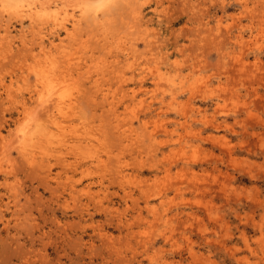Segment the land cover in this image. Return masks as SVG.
I'll return each instance as SVG.
<instances>
[{
  "label": "rangeland",
  "instance_id": "obj_1",
  "mask_svg": "<svg viewBox=\"0 0 264 264\" xmlns=\"http://www.w3.org/2000/svg\"><path fill=\"white\" fill-rule=\"evenodd\" d=\"M113 1L93 0L91 2L88 0H70L68 3H70V6L72 3V6L74 5L73 8L72 6L69 8L66 7L68 4L66 0L42 1L45 4H58L61 9L67 8L71 11L73 9L79 11L82 4L99 8L104 3L105 5L103 4L101 7L103 8L104 6V10L107 12L110 9L109 7H114L110 9L112 11V14L110 13L111 15L108 12L110 16L105 11V14L103 13L105 16L107 15L105 21L110 18V21L108 19L105 23L110 22V25H108L112 28V31L114 30L117 33L113 31L112 34L114 36L110 33L111 30H109L110 32L108 31L107 28L110 27L107 24L102 25L104 24L103 20L105 18L100 13L102 11L98 13L100 15L99 18L94 13V15L91 14L97 23L99 22L97 26L98 28L100 27L99 29L97 27L95 29L94 27V24H97L94 18L91 20L94 21L93 23L88 21L92 17L86 20L88 25L91 26L93 24L94 30H97L96 33L98 34L94 35V37L99 34H102L101 36L107 34V36L105 35L108 39L107 44H105V41H107L104 39L105 37H102V39L99 38V40L96 39L97 37L93 38V33H90L93 31V27H88L91 30L90 32L87 30L84 31L86 23L85 25L83 23L84 26L81 28L84 33L81 29L77 33L82 34L83 38H87L85 32L89 35L92 34L90 39L96 47L92 44L89 45V42L91 43L89 35L87 40L86 38L85 40H79L81 35L79 36L78 34L75 37L68 38L66 35L64 37L63 35L66 33L63 29H59L58 32L54 33L58 38L57 44L60 43L59 40L62 39V36L65 41H68V44L66 42L64 44L67 46L71 57L73 54L75 55L73 57L75 59L77 58L76 62L80 60L79 62L81 63V61L83 62L85 60L83 62L84 65H92L94 67L93 65L96 63L100 68L104 64L101 65L98 63V59L101 56H103V59L106 56L105 58L108 62L111 60L110 65L107 64L110 69L112 68L111 71L105 65L106 63L102 67L104 70L100 68L101 71L99 70V73H95L94 70H98L97 66H95L92 69V73L94 72L93 75L91 73L85 74V71L78 70L79 66L75 69L76 65H74L75 68L71 66L70 69L72 68V70L68 71L69 74L75 75L74 78L80 74L78 76L79 78L82 74L81 78L85 80L86 76V82L83 80L85 83H83V86L81 78L79 79L80 81L78 80L79 82H77V78L73 79L74 81L76 80L78 85L81 82L79 85L81 90L80 92L75 90V96L77 97L79 105V108H77L78 115H76L77 117H73L76 123L71 120L68 122V125L81 126L88 123L85 121L91 120L93 125L90 122L87 125L91 126H89L90 129L93 126L92 129L94 130L98 129L99 125L104 123L105 128L104 126H102L103 128L99 127L103 131V137L101 131L97 130L99 132L98 136L100 137L101 135V137L100 142H95L100 146L98 147L99 154L105 159L102 162H98L100 165L97 162H92L91 158L88 157H82V160L81 158L78 160L75 159L74 151H70L69 155L71 157L66 155L71 162H69L70 160L65 162L60 157V154L57 156L54 155L56 152H52L53 149H57L56 146L59 147L60 144L58 145V143H54L52 146V144L50 145L46 140H43L41 142L43 144L40 143L42 148H40L39 144H35L39 148L28 144L24 147V144H22L21 139L23 138L20 133L25 125L21 126L19 123H28V118L24 119V115L26 114H23L25 112L24 110L29 107L30 109L37 107V103L35 102L36 97L34 93H31L33 84L35 83L34 79H36L32 72V65L35 68L41 64H45L51 56L48 52L50 50H42L40 44H38L40 41L35 40L37 37L33 33L36 29L31 27L29 21L23 22L20 18L12 16H6L4 18V24L8 22L15 29L14 39L12 40L10 38L12 44H14V41L16 43L11 50L10 38L5 41H0V45L2 44L4 48L6 47V50L4 49L2 51V45L0 46V56L2 54L4 55L0 59L1 67H4L3 62L5 61L6 63L15 61L11 63V65L14 64L11 68H9L11 66L10 64H6V66L8 65V68L5 66L6 71L3 67V71L0 69V80H2L0 82V149L2 148L1 146L5 148L3 149L5 153L2 149L0 150V159L3 157L1 159L2 161L0 160V165L1 168L5 169V171L0 169V264H264V0H226V2L225 0H134L135 3L137 2L136 7L138 5V10L136 11L138 15L136 14L135 17L132 15V9L136 7L132 6V0ZM124 2H127L129 7H126V3L124 4ZM106 6L107 9H105ZM139 11H141L142 15H140ZM136 12L134 10V13ZM125 13L127 15L130 14V18ZM131 15L133 16V21L134 18L139 16V19L137 18L138 22H136L137 19L134 22L130 20L132 19ZM0 18L2 19L1 16ZM251 19L253 20L251 21ZM139 21H141V24ZM137 23L143 27L142 31L145 33V38L143 37V32L141 33L140 31L141 27ZM4 24L3 28H5ZM135 24L138 25L137 28L139 30L136 29ZM21 26L23 27L21 28ZM101 26L107 27L101 28ZM1 27L2 25H0V33L2 34L4 33V29ZM119 28L125 32L122 33ZM49 29H51V26ZM98 30H103L102 32L104 34L100 31L99 33ZM45 32H48L47 29H45ZM133 32H135V35ZM127 33L132 34L128 37L127 35L129 34ZM181 33L184 34L181 35ZM132 35L134 36L132 37ZM224 36L226 37L224 38ZM50 38L54 39L52 35ZM23 39H26L30 43L27 48L34 51H26L25 49L27 48H24V46L22 48ZM69 39L71 41L73 39L72 43L69 42ZM95 39L98 42H95ZM111 39L112 42L110 44ZM119 39L120 43L118 42ZM75 41L79 45H77V42L74 43ZM132 41L134 44H132ZM83 42L87 44L81 45ZM70 44L77 46H74V48L76 47L74 52ZM154 44L157 46H154ZM84 45H86L87 51L83 49ZM91 45L92 47H90ZM112 45L116 46H113L114 49L111 51ZM102 46L108 47H105L103 50L101 49L103 48ZM80 47L81 50L83 49L85 53H88L89 58H86L88 56L84 54L81 57L83 51H79ZM154 48H156L157 53H155ZM106 49H109L111 54L108 53L109 50L106 52ZM15 53L18 54L16 55ZM79 53L81 54L79 55ZM153 53H155V57H152ZM24 54H28V56L26 55L25 57L23 56ZM36 54H40V56H37L39 57L38 60ZM54 54H56V57L60 55L56 51H54ZM97 55H100L99 58ZM34 56L35 58H33ZM22 57L24 58L22 59L23 64H21ZM221 58L225 61L223 62ZM16 59L20 61H17V63ZM59 59L61 58L59 57ZM103 59L101 60L102 62L107 61H103ZM117 60L119 63L116 62ZM27 61L30 63L28 64ZM174 61H177L178 64L174 65ZM90 62L91 64H89ZM127 62H131L133 65L135 64L134 67H131V69L130 66L132 64H125ZM60 64L67 66L61 62ZM114 65H119V69ZM124 65L128 68L125 69L126 67ZM106 66L107 70L105 69ZM136 66L138 68L143 66L147 70L152 71L147 72L148 76L145 81H142L141 77H138L140 76L139 73L141 70L137 69L134 72L133 69ZM116 68L121 73V76H125L124 78H119L120 75L118 76L119 73L117 74ZM238 68L240 70L242 69L240 74L238 73L240 71ZM66 69L64 68V70ZM157 69L161 70L160 72L162 73V77L158 78V80H156ZM68 72L65 71L66 75H68ZM111 72L114 77L111 76ZM96 74L102 76L101 80L99 77H94L98 76ZM87 75L91 77L89 80L87 79L89 78ZM108 75L111 76L112 81H110ZM20 76L23 78H20ZM28 76L30 80L32 79V82L30 80L29 82L28 79L27 82L24 81ZM67 77H70V75ZM105 79L108 80L106 83H104L105 81L103 82ZM121 80L123 81L121 82ZM90 81L93 83L95 81L98 82L94 86ZM9 83L13 84V86ZM25 83L28 86L30 84L32 87L29 88L26 85L29 88L27 90ZM119 83L124 90L118 85ZM16 85L19 89L15 87ZM23 85V89L25 88L27 91H22L21 88ZM109 86L113 89L111 87L110 89ZM199 86L201 88L197 90ZM9 87L10 89L8 90ZM85 87L90 92L92 91L90 94H93L92 96H94V92H98L95 93L96 97L87 95V93L89 94V90L85 91ZM101 87L106 93L110 90V95L114 93L118 94V97L120 95L118 98L120 102L117 104V114L122 115V118L120 117L119 120L123 123L118 122L120 126L122 124L120 130L114 124V121L116 123L114 109L107 105V101L105 102V99L102 98L105 92H100ZM11 88H16L21 91L16 93L17 91ZM132 88H135L137 91L135 98H133L134 94L133 96L131 94ZM204 88L205 90H203ZM173 89L175 90V94L173 93ZM11 92L16 93L15 96L13 93L11 95ZM80 94L82 95L79 99L78 96ZM29 95L30 98L27 97ZM85 95L87 98H85ZM9 96L11 100H9ZM12 96L15 101L12 99ZM121 98L123 101H121ZM24 100L28 105H26V108L24 107L26 103H24ZM80 100L83 102L80 103ZM18 101L22 105H19L20 103ZM102 101L103 107L101 105ZM31 104L32 107L30 106ZM33 104H36L34 105L36 107ZM81 105L82 108L86 107L87 109L84 108L79 111ZM150 105H152V109H148ZM96 107V110L93 109ZM108 107L112 111L108 110ZM159 108L162 109L160 110ZM165 108L168 111L165 110L166 112H164L163 110ZM178 108L182 112L180 110L179 113ZM22 109H24V112ZM38 109L37 111L34 110L35 113L39 111ZM89 109L93 110H91L93 114ZM88 110L90 118H88V112H86ZM40 112L42 113V111ZM80 114H85L84 117L87 116L86 118L83 117L85 123L80 119ZM93 115L99 117L100 121L99 118L96 119ZM20 118L21 120L23 119V123L20 122ZM144 118L147 121H143ZM44 119L46 122L47 118L45 117ZM80 120L83 124H81L82 122ZM182 122H185L187 125L185 123L182 124ZM214 124H217L219 128ZM143 126L148 128L147 131L143 129ZM21 127L22 129L20 130ZM130 127L136 129L134 131H138V133H134ZM148 131L152 132L149 134L151 136L147 135L149 133ZM15 132H17L15 134L16 136L14 135ZM139 132L143 134L138 135L140 134ZM105 134L106 137L104 136ZM127 134H130V137ZM17 135H21L20 138ZM12 138H15L14 140L17 138L21 140V142L16 140L18 147H21L19 151L16 147L17 144L14 142L15 145L12 142L14 141ZM101 138L104 140L102 141ZM135 138L138 141H135ZM6 139L9 142H6ZM122 140L125 142H122ZM11 142L14 145L13 147H10L12 145ZM135 142L139 143L136 144ZM4 143H6L5 147ZM7 143H10V145ZM133 143L135 144L134 146ZM151 143H153V146H151ZM161 143L164 145H161ZM120 144L121 149L118 147ZM138 144H141L140 147H142L140 148ZM54 145L56 146L54 147ZM124 145L128 149V152L126 151L127 149H124V152H122ZM149 145L151 148H147L150 147ZM131 146L134 147V150ZM6 147L10 150L9 152H6ZM9 147L12 149H9ZM14 147L16 149H13ZM30 147H32V151H30ZM34 148H36V154H34ZM102 148H105V154ZM145 149H149L150 151H145ZM25 150H28V154ZM114 151L116 154L113 153ZM2 152L7 156H3ZM18 152L20 153L18 154ZM67 152L65 153L67 154ZM151 152L152 155L150 154ZM33 154L35 157L38 156V160L35 162L32 161ZM18 155L22 158L18 157ZM116 155L118 158H116ZM10 157L15 159L13 160ZM41 158L43 161L46 160L48 162L44 161L42 163L40 161ZM55 160H59L56 162L64 165L69 163V166L62 165V167L59 163L56 164ZM109 162L113 163L109 164ZM142 162H144V167L141 165ZM158 162L159 164H157ZM121 164L126 166H124V174L126 176L129 174L128 177L123 178L122 174L118 173L119 168L117 166L119 167ZM114 165V168L111 167ZM71 166L76 171L74 169L72 171ZM167 166H169V169ZM46 167L50 173L48 170L47 173ZM67 167H69L68 171ZM165 167L168 172L164 171L166 170ZM94 170L95 172L101 170V172L99 171L101 174L95 173ZM56 173L58 174L56 175ZM74 173V179H72L71 176ZM156 173L158 174L156 175ZM65 176L68 178L71 177L73 181L76 180L74 182L77 184L73 182L74 186H72L70 179L67 178L68 181L63 179H66ZM116 176L119 178L117 179ZM163 176H165L164 179L166 182L163 180ZM60 178L66 182V185H63L64 182L62 183ZM174 178H177V181L173 180ZM181 178L183 180H180ZM59 180L63 188L58 187ZM149 180L150 185L147 182ZM122 181L128 185L125 186L124 184L126 183L123 184ZM181 182L183 185H181ZM69 183L75 190L71 187L70 189L68 188L70 186ZM86 183L87 186L93 184L90 185L94 191L92 192L95 193L97 191V194H95L96 196L99 195L98 198H94L93 196L92 198L90 195L91 199L90 197L86 198L88 196L85 193V189L87 188ZM188 183L189 185H187ZM130 184L131 186H129ZM57 187L60 190L66 188L63 192L59 191ZM77 187H80V191L81 188L84 191H81L82 194L79 193L80 191L77 193L80 197H77L75 193L79 190L76 189ZM129 187H131L130 190L132 192H129ZM185 187L186 191L184 190ZM190 187H192V190H190ZM195 187L197 188L195 189ZM199 187L202 190H198ZM158 188L162 191L157 193ZM69 193H75L74 195L78 199H75L74 195L69 196ZM181 199L188 203L183 204L185 202L181 201ZM99 202L102 205H99ZM188 213L191 215H188ZM123 217L127 224L129 223L128 225L123 221ZM119 218L121 219L119 220ZM136 218L139 219L137 220ZM154 218L156 220L160 219L158 220L160 222ZM152 220L153 223L151 222ZM120 223H123V225ZM144 232L147 233L145 234ZM143 243L144 246L142 247Z\"/></svg>",
  "mask_w": 264,
  "mask_h": 264
},
{
  "label": "bare ground",
  "instance_id": "obj_2",
  "mask_svg": "<svg viewBox=\"0 0 264 264\" xmlns=\"http://www.w3.org/2000/svg\"><path fill=\"white\" fill-rule=\"evenodd\" d=\"M43 1V0H42ZM41 0H7V1H3V0H1L0 1V16L2 17V19L0 20V25H2V27L1 28H3V24H4V22H5V17L6 16H8V17H16V18H20L21 19V21H23V22H26V21H29L30 22V24H31V27L33 28V29H36V30H34V33L33 34H35V36L37 37L35 40H39L40 42L38 43V44H40V46H41V48H42V50H45L46 51V49H48V50H50V51H48L49 52V54H50V59H48V61L45 63V64H41L40 66H38V67H33V65H32V72L34 73V75H35V78L36 79H34V86L32 87L30 84H29V86H28V84H26L25 83V86L27 85L29 88L30 87H32V90H31V93L33 94L34 93V95H35V97H36V99H35V102L37 103V105L36 104H33V106L34 105H36V106H34V107H36V108H34V109H30V107L29 108H27L26 110H24V109H22V111L24 112L23 114H25L24 115V119L26 118H28L27 120H28V123H25V124H21V123H19V125H21V126H23V125H25V127H23V129H22V127L20 128V130H21V133L20 134H22V138L23 139H21L22 140V144H24V147H26V145L28 144V145H30V146H35V144H39L40 145V143L41 142H43V140L45 141H47L50 145L52 144V146H53V144L54 143H58V145H59V147L58 146H56V145H54V147L56 146L57 147V149H53V151L52 152H56V154H54V153H52V154H54V155H57L58 156V154H60V157H62L63 159H64V161L65 162H67V161H69L70 159L68 158V156H66V155H69V153H70V151H74L73 152V154L76 156V158L75 159H79V158H81V160L83 159L82 157H88V158H91V160H92V162H102V161H104L105 159L104 158H102V156L99 154V151H98V147H100L99 145H97L95 142H100V137H101V135H102V137H103V131H102V129L101 128H103L102 126H104L103 124V122L101 121V123H103L102 125H99V127H101L100 129H99V127H98V129H92L93 128V126H92V128L90 129V127L87 125V124H89V122L92 124V122H91V120H89V121H85L84 120V118H86L87 116H85L84 117V115L85 114H80L81 115V117H80V119H82V121L84 120L85 122H88V123H85L84 121V123L85 124H83V122L81 123V124H83V125H81V126H78V125H68V122L69 121H71V120H73V117H77L76 115H78V113H77V108H79L78 106V100H77V97L75 96V90L77 91H79L80 92V84H81V82L84 80V79H82L81 77H82V74H81V77H79L78 78V76L80 75L79 73V75H77V77H75V78H77V82H79L80 80V78L82 79L81 80V82H80V84L78 85L77 84V82H76V80L74 81L73 79H75L74 78V76L75 75H73V74H69V72L68 71H71L72 70V68L70 69V67L71 66H74V65H76V68H75V66H74V68L75 69H77L78 67L77 66H79V68H78V70H83V71H85L84 73L85 74H89V73H91V75H93L94 74V72L92 73V69L93 68H95V66H97V64L95 63L93 66L94 67H92V65H84V61L82 62L81 61V63L79 62L80 60H78V62H76V59L73 57V56H75L74 54H73V56L71 57V54L68 52V50H67V46L64 44L65 42L67 43L68 41L66 40H64L63 39V36L65 37V35L66 36H68V38L69 37H75V35L76 34H78L79 32L78 31H80V29L81 28H83L82 26H84L85 25V23H86V25H85V27L87 28H85L84 29V31H88V32H90L91 30L88 28V27H90V28H92L93 27V24H91V26L90 25H88L87 23V19L90 17H92L91 16V14H95V16L97 15L98 16V18L100 17V15L98 14L100 11H102V12H100V13H104V11L105 12H107L106 10H104V6H103V8L101 7L104 3H102V5L101 6H99V8H93L92 6H88V5H84V4H82V6H80V9H79V11H77L76 9H73L72 11L70 10V9H67V8H65V9H61L60 7H59V5L58 4H55V5H52V4H45V3H43ZM48 1V0H47ZM70 1V0H69ZM68 0H66V2L68 3L69 2ZM87 1V0H86ZM88 1H93V0H88ZM113 1V0H112ZM118 1V0H117ZM116 1V2H117ZM127 1V0H126ZM137 1V0H136ZM224 1V0H223ZM78 2H80V1H78ZM95 2H98V1H95ZM110 2H111V0H110ZM114 2V1H113ZM123 2V1H122ZM131 2H133V5L132 6H134V7H136V4H137V2L135 3L134 2V0H132ZM225 2H226V0H225ZM224 2V3H225ZM86 3V2H85ZM126 3V4H125ZM69 4V5H68ZM67 4V6L66 7H71L72 6V3H71V6H70V3H68ZM112 4V3H111ZM114 5H115V3H113ZM117 4V3H116ZM120 4H121V1H120ZM124 4L126 5V7H129L127 4V2H124ZM105 5V4H104ZM108 5V4H107ZM224 5V4H223ZM74 6V5H73ZM73 6H72V8H73ZM112 6V5H111ZM65 7V6H64ZM79 7V6H78ZM101 7V8H100ZM137 7H138V5H137ZM133 8L132 10H133V12H132V15L135 17L136 16V14H137V10H138V8ZM110 9L112 8V7H109ZM114 8V7H113ZM112 8V9H113ZM142 8V7H141ZM105 9H107V6H106V8ZM110 9H108V12H109V14L112 12V11H110ZM134 10H135V12L136 13H134ZM139 10H140V8H139ZM129 11H131L130 9H129ZM108 12H107V14H108ZM140 12V15H142L141 14V11H139ZM138 12V13H139ZM116 13H117V11H116ZM127 13H130V12H127ZM127 13H125L126 15H127ZM134 13V14H133ZM93 14V15H94ZM105 14V13H104ZM103 14V16H105ZM108 14V15H109ZM112 14V13H111ZM110 14V15H111ZM206 14V13H205ZM109 15V16H110ZM131 15V16H132ZM138 15V14H137ZM103 16H102V18H103ZM107 16V15H106ZM106 16H105V18H104V24H102V25H110V22L109 23H105L108 19H109V21H110V18H108L106 21H105V19H106ZM113 16V15H112ZM111 16V17H112ZM128 17L130 16V14L129 15H127ZM133 16L131 17L132 19H130V20H132L133 21ZM214 16V15H213ZM207 17V16H206ZM259 17V16H258ZM257 17V18H258ZM94 17H92L90 20L88 19V21L90 22L92 19H93ZM130 18V17H129ZM138 19H139V16L137 17ZM137 18H134V21L137 19ZM260 18V17H259ZM112 19H113V17H112ZM111 19V21H113ZM138 19L136 20V22H138ZM142 19V18H141ZM207 19V18H206ZM262 19V18H261ZM9 20H10V18H9ZM98 20V19H97ZM101 20V22H103ZM124 20H126V19H124ZM144 20V19H143ZM253 19H251V21H252ZM263 20V19H262ZM261 20V21H262ZM86 21V22H85ZM94 21H95V23H97V21L95 20V18H94ZM94 21H91L90 23H93ZM118 21V20H117ZM116 21V22H117ZM133 21V22H134ZM146 21V20H145ZM258 21H260L259 19H258ZM7 22V21H6ZM123 22V21H122ZM135 22V23H136ZM1 23H3V24H1ZM83 23H84V25H83ZM113 23H115L114 21H113ZM125 23V22H124ZM139 23L141 24V21H139ZM139 23H137V24H139ZM255 23V22H254ZM254 23H252L253 25H254ZM98 24H99V22L95 25L94 24V27H95V29H96V27L98 26ZM116 24V23H115ZM139 24V26L141 27V25ZM147 24V23H146ZM108 25V27H110ZM112 25V24H111ZM4 26H5V28H3L4 29V33H0L1 34V37H0V41H5V40H8L10 37L12 38V40L14 39V31H15V29H13L12 28V26L10 25V23H6V24H4ZM51 26V29H49V27ZM135 26H136V29L137 30H139V28H137V26L138 25H136L135 24ZM243 26H245V25H243ZM242 26V27H243ZM23 26H21V28H22ZM94 27H93V31H91L90 33H93V38H96V39H98L99 40V38H101L102 39V37L105 39V40H107V41H105V44H107L108 43V39H107V34H104V32H102V31H100V30H98V32L100 31V32H102L104 35L103 36H101L102 34H99V35H97L96 37H94V35H96V34H98V33H96L97 32V30L95 31L94 30ZM102 27H107V26H101V28ZM113 27H114V24H113ZM246 27V26H245ZM15 28V27H14ZM100 28V27H99ZM98 27H97V29H99ZM127 28V27H126ZM135 28V27H134ZM241 28V27H240ZM244 28V27H243ZM45 29H47V31L48 32H45ZM50 31H49V30ZM59 29H63L64 30V32L66 33V34H64L63 36H62V39H60L59 41H60V43L59 44H57L58 42H57V37L55 36V34L54 33H56V32H58V30ZM89 29V30H88ZM108 29V31L109 30H111V34H112V32L114 31H112V28L110 27V28H107ZM120 29V28H119ZM129 29V28H128ZM145 29H147V28H145ZM149 29V28H148ZM19 30H21V29H19ZM82 30V29H81ZM136 30V31H137ZM143 30V27H141V29H140V31H141V33L143 32L142 31ZM239 30V29H238ZM120 31L122 32V33H124L125 31H123L122 29H120ZM129 31H130V29H129ZM132 31V30H131ZM145 31V30H144ZM173 31V30H172ZM183 31V30H182ZM78 32V33H77ZM82 32H83V30H82ZM99 32V33H100ZM107 32V31H106ZM115 32V31H114ZM126 32H127V29H126ZM47 33V34H46ZM81 33V32H80ZM84 33V32H83ZM108 33V32H107ZM116 33V32H115ZM146 33H147V31H146ZM242 33V32H241ZM240 33V34H241ZM85 34L87 35V38H88V35L89 34H87L86 32H85ZM117 34V33H116ZM121 34V33H120ZM127 34H129V33H127ZM130 34H132V33H130ZM130 34L129 35H127L128 37L130 36ZM133 34L135 35V32H133ZM138 34H139V31H138ZM182 34H184V33H181V35ZM52 35V37L54 38V39H52V38H50V36ZM81 38H79V40H85V38H83V36H82V34H78ZM78 35H77V38H78ZM85 35V36H86ZM92 34H90L89 35V40L91 41V39H90V36H91ZM106 35V36H105ZM134 35H132V37L134 36ZM221 35H224V34H221ZM227 35V34H226ZM58 36H59V34H58ZM108 36H110V35H108ZM112 36H114V34H112ZM140 36V35H139ZM178 36V35H177ZM237 36H240V35H237ZM236 36V37H237ZM49 37V38H48ZM117 37V36H116ZM143 37L145 38V33L143 32ZM222 37V36H221ZM226 36H224V38H225ZM11 38H10V40H9V43L12 45V48H11V45H10V49L12 50L13 49V46H14V44L16 43V41H14V44H12V41H11ZM87 38H86V40H87ZM123 38V37H122ZM230 38H231V36H230ZM229 38V39H230ZM33 39H34V36H33ZM48 39V40H47ZM95 39V42H98V40H96ZM104 39H103V42H104ZM139 39V38H138ZM140 39H141V37H140ZM166 39H167V37H166ZM70 41V43H72V41H73V39H72V41H71V39H69ZM89 40H88V42H89ZM125 40V39H124ZM135 40V39H134ZM157 40H158V38H157ZM162 40V39H161ZM120 41V39L118 40V42ZM127 41V40H126ZM125 41V42H126ZM136 41V40H135ZM143 41V40H142ZM144 41H145V39H144ZM164 41H166V40H164ZM224 41V40H223ZM8 42V41H7ZM77 41H75L74 43H76ZM87 42V41H86ZM87 42V43H88ZM111 42H112V39L110 40V44H111ZM131 42V41H130ZM129 42V43H130ZM133 42V41H132ZM240 42V41H239ZM2 43V42H1ZM87 43H82L81 45H83V44H87ZM120 43V42H119ZM29 41H27L26 39H23L22 40V48H23V46H24V48H27L28 46H29ZM68 44V43H67ZM90 44H92V45H94L93 44V42L91 41V43L89 42V45ZM104 44V43H103ZM132 44H134V42L132 43ZM2 45V44H1ZM0 45V46H1ZM5 45V44H4ZM70 45H72V44H70ZM77 45H79L78 44V42H77ZM92 45L90 46V47H92ZM101 45V44H100ZM117 45H118V43H117ZM124 46H125V44H123ZM9 46V45H8ZM74 46H76L75 44H73L72 46H70L71 48H72V50H73V52L75 51L74 49H76V47L74 48ZM95 46V45H94ZM113 46H116V45H112V48L111 47H109V48H111L110 50L112 51L113 49H114V47ZM129 46H131L130 44H129ZM133 46V45H132ZM154 46H157V45H155L154 44ZM69 47V48H70ZM79 47V46H78ZM81 47H83V46H81ZM81 47H80V49H79V51L80 52H82L83 51V53H82V55H81V57H83V54L85 55V56H88V53H85L84 52V50L83 49H85V51H87V48H86V45H84V48L81 50ZM96 47V46H95ZM103 47V46H102ZM105 47H108V46H104L103 48H101V49H103L104 50V48ZM118 47V46H117ZM135 47V46H134ZM3 48V49H2ZM2 51L6 48H4L3 47V45H2ZM32 48V47H31ZM30 48V49H31ZM136 48V47H135ZM134 48V49H135ZM231 48V47H230ZM77 49V50H78ZM95 49V48H94ZM137 49V48H136ZM156 48H154V50H155ZM6 50V49H5ZM26 51H28L29 50V48H27V49H25ZM109 50V49H108ZM107 49H106V52L108 51ZM110 50L108 51V53L109 54H111V52H110ZM117 50H118V48H117ZM122 50V49H121ZM137 50H139V49H137ZM146 50V49H145ZM30 51H34V50H29V52ZM54 51H56L58 54H60L58 57H56L55 55L56 54H54ZM100 51V50H99ZM116 51V50H115ZM129 51V50H128ZM156 51V52H155ZM154 52L155 53H157V50H155ZM1 52V51H0ZM18 52V51H17ZM40 52H42V51H40ZM93 52V51H92ZM132 52H134V51H132ZM141 52V51H140ZM153 52V51H152ZM4 53V52H3ZM117 53V52H116ZM155 53H153V56L152 57H155L154 56V54ZM2 54V53H1ZM16 55L18 54V53H15ZM81 53H79V55H80ZM87 54V55H86ZM93 54V53H92ZM223 54V53H222ZM221 54V55H222ZM27 56H28V54H26ZM26 55L24 54L23 56H25L26 57ZM2 57H4V55L2 54L1 55ZM1 56H0V59H1ZM37 56H40V54H36V57ZM77 56V55H76ZM84 56V57H85ZM96 56V55H95ZM98 56V55H97ZM100 56V55H99ZM99 56H98V58H99ZM129 56V55H128ZM127 56V57H128ZM229 56V55H228ZM10 57H12V56H10ZM59 57L61 58V59H59ZM103 56H101L99 59H98V63H100L101 65L104 63H106L105 65H110V62H111V60H110V62H108V60L105 58L106 56H104V59L102 58ZM135 57V56H134ZM221 57V56H220ZM13 58H14V55H13ZM13 58H11L12 60H15V59H13ZM33 58H35V56L33 57ZM38 58L39 57H37V60H38ZM86 58H89V56L88 57H86ZM97 58V57H96ZM103 59V61H106V62H102L101 60ZM108 58V57H107ZM113 58V57H112ZM186 58V57H185ZM3 59V58H2ZM22 59H24L23 57L21 58V64H23L22 62ZM46 59V58H45ZM80 59V58H79ZM85 59V58H84ZM93 59V58H92ZM101 59V60H100ZM117 59H119V58H117ZM162 59V58H161ZM221 59H223V58H221ZM7 60V59H6ZM35 60V59H34ZM60 60V61H59ZM81 60H82V58H81ZM97 60V59H96ZM127 61H128V59H126ZM159 60V59H158ZM3 61H5V60H3ZM2 61V62H3ZM8 61V60H7ZM17 61H20L19 59H16V62ZM99 61H101V62H99ZM113 61V60H112ZM120 61V60H119ZM225 60L223 59V62H224ZM242 61H244V60H242ZM242 61H241V63H242ZM15 61H10V63H6V61L5 62H3V65H4V69H5V66H6V64H10L11 65V63H14ZM37 62V61H36ZM39 62V61H38ZM60 62L61 63H63V65L65 64V65H67V66H62L61 64H60ZM76 62V63H75ZM116 62H118V60L116 61ZM135 62V61H134ZM156 62V61H155ZM199 62V61H198ZM237 63H239L238 61H236ZM5 63V64H4ZM18 63V62H17ZM20 63V62H19ZM27 63L29 64L30 62H28L27 61ZM94 63V62H93ZM113 63V62H112ZM119 63V62H118ZM241 63H240V65H241ZM33 64V63H32ZM37 64V63H36ZM89 64H91V62L89 63ZM104 64H103V66H104ZM114 64V63H113ZM112 64V65H113ZM125 64H132L131 62L129 63V62H127V63H125ZM173 64L174 65H177L178 64V62L177 61H174L173 62ZM245 64H247V63H245ZM9 65V66H10ZM13 66H14V64H12ZM12 65L9 67V68H11L12 67ZM20 65V64H19ZM31 65V64H30ZM30 65H28L29 67H31ZM100 65V66H101ZM107 65V66H108ZM135 65V64H134ZM134 65L132 64V66H130V68L132 67H134ZM236 65V64H235ZM243 65V64H242ZM102 66V67H103ZM107 66L105 67V69L107 70ZM114 66H116V65H114ZM119 66V65H118ZM118 66H116L117 68H118ZM125 66V65H124ZM150 66V65H149ZM199 66V65H198ZM0 67H1V65H0ZM0 68V69H2V71L4 70L3 68ZM7 68H8V65L6 66ZM102 67H100L101 69H103ZM109 67V66H108ZM126 67V66H125ZM236 67V66H235ZM240 67H242V66H240ZM64 68H67L66 70H64ZM100 68L97 66V69L98 70H94L95 71V73H99L98 71L100 70ZM117 68H116V71H117V74H118V76L121 74L118 70H117ZM128 67H126L125 69H127ZM129 68V69H130ZM131 68V69H132ZM195 68H198V67H195ZM84 69H86V70H84ZM112 69V68H111ZM111 69H110V67H109V70L111 71ZM119 69V68H118ZM124 69V68H123ZM124 69V71H126ZM130 69V70H131ZM137 69H139V70H141L140 71V73H139V75L140 76H138V77H141V80L142 81H145L146 80V78H147V76H148V73L147 72H152V71H150V70H147L145 67H143V66H141V67H139L138 68V66H136L135 67V69H133L134 70V72H136V70ZM239 69V68H238ZM62 70H64V71H62ZM104 70V69H103ZM115 70V69H114ZM158 70V69H157ZM168 70V69H167ZM235 70V69H234ZM240 70V69H239ZM5 71H6V69H5ZM65 71L66 72H68L67 74L68 75H66V73H65ZM97 71V72H96ZM101 71V70H100ZM109 71V72H110ZM161 70H158L157 72H156V80H158V78H160V77H162V73L160 72ZM232 72H233V70H231ZM73 72V71H72ZM106 72V71H105ZM105 72H104V74H105ZM122 72V71H121ZM139 72V71H138ZM235 72V71H234ZM240 72H242V69L238 72L239 74H240ZM30 73V72H29ZM107 73V72H106ZM231 73V72H230ZM244 73H245V71H244ZM30 74H32V73H30ZM110 74H112V72L110 73ZM113 74H114V71H113ZM113 74L111 75V76H113ZM152 74V73H151ZM70 75V77H67V76H69ZM96 75H98V76H94V77H99V79L101 80V75H102V72H101V75H99V74H96ZM231 75V74H230ZM1 76V75H0ZM30 76V75H29ZM29 76H28V78H25L24 79V81L25 82H27V79H28V81L30 80L29 79ZM89 78H87L88 80L91 78L90 77V75H87ZM109 76V75H108ZM111 76H109V78H110V81H112V79H111ZM114 76H115V74H114ZM113 76V77H114ZM118 76L116 77L117 78V81L119 80L118 79ZM184 76V75H183ZM93 77V78H94ZM125 76H121L120 75V77L119 78H124ZM20 78H23V77H21L20 76ZM92 78V79H93ZM104 78H105V76H104ZM104 78H102V79H104ZM108 78V79H109ZM99 79H98V81H99ZM107 79V78H106ZM103 80V82L104 83H106V81H108V80ZM114 79V78H113ZM139 79V78H138ZM23 80V79H22ZM79 80V81H78ZM85 80H86V76H85ZM84 80V81H85ZM87 80V81H88ZM97 80V79H96ZM161 80V79H160ZM2 80H0V82H1ZM31 82H32V79L30 80ZM29 81V82H30ZM74 81V82H73ZM84 81L82 82V86H83V83H84ZM93 81V80H92ZM92 81H90V82H92ZM98 81H95V83H93L94 84V86H95V84L97 85V82ZM115 81V80H114ZM123 80H121V82H122ZM162 81V80H161ZM167 81V80H166ZM200 81V80H199ZM206 81V80H205ZM11 82V81H10ZM23 82V81H22ZM86 82V81H85ZM125 82V81H124ZM126 82H127V80H126ZM91 83V84H92ZM113 83V82H112ZM115 83V82H114ZM161 83H164V82H161ZM8 84V83H7ZM10 84V83H9ZM23 84V83H22ZM85 84V83H84ZM117 84V83H116ZM123 84V83H122ZM125 84V83H124ZM156 84V83H155ZM189 84V83H188ZM0 85H1V83H0ZM3 85V84H2ZM10 85H12L13 86V84H10ZM9 85V86H10ZM18 85V84H17ZM15 86V87H18V86ZM87 85V84H86ZM107 85V84H106ZM110 85V84H109ZM120 87H122L121 85H120V83L118 84ZM195 85V84H194ZM202 85V84H201ZM21 86V85H20ZM26 86V87H27ZM91 86H93V85H91ZM119 86H118V88H119ZM164 86V85H163ZM207 86V85H206ZM1 87V86H0ZM23 87H24V85L22 86V91L23 90H25V88L23 89ZM27 87V90H29V88ZM88 87V86H87ZM87 87H85V91H87V90H89ZM111 86H109V88H110ZM141 87V86H140ZM5 88V87H4ZM7 88V87H6ZM87 88V89H86ZM104 88H106V87H104ZM112 88V87H111ZM110 88V89H111ZM123 88V87H122ZM121 88V89H122ZM161 88V87H160ZM199 88H201L200 86L198 87V89L197 90H199ZM203 88V87H202ZM209 88V87H208ZM10 89V87L8 88V90ZM12 90H16L15 92L16 93H18V91H21V90H17V89H19V87L16 89H13V88H11ZM83 89V88H82ZM99 89V88H98ZM97 89V90H98ZM113 89V88H112ZM130 89V88H129ZM128 89V90H129ZM148 89V88H147ZM11 90V91H12ZM27 90H25V91H27ZM84 90V89H83ZM82 90V91H83ZM96 90V89H95ZM96 90V91H97ZM106 90V89H105ZM115 90V89H114ZM117 90V89H116ZM119 90V89H118ZM122 90H124V88L122 89ZM174 90V89H173ZM196 90V89H195ZM203 90H205V88L203 89ZM202 90V91H203ZM84 91V92H85ZM99 91V90H98ZM120 91V90H119ZM126 91V90H125ZM152 91V90H151ZM163 91V90H162ZM89 92V94L87 93V95H90L91 93H92V91L90 92V90L88 91ZM94 92V91H93ZM100 92L101 93H104L105 91L102 89V87L100 88ZM99 92V93H100ZM107 92H108V89H107ZM127 92V91H126ZM132 93V96H133V94H134V97L133 98H135V96L137 95V91H136V89L135 88H132V91H131ZM7 93V92H6ZM12 93L13 92H11L10 94L12 95ZM16 93H13L14 94V96H15V94ZM31 93H29L30 95H31ZM78 93V92H77ZM77 93H76V95H77ZM86 93V92H85ZM95 93H98V92H94V96L96 97V94ZM110 93H111V91L109 90V92L108 93H104L103 94V96H102V98H104L105 99V102L107 101V105H109L112 109H114V115H116V116H114V117H116V123H115V121H114V124H116V127L118 128V130H120V127H122V121L121 120H119L120 119V117L122 116H120V114H117V104H118V102H120V101H118L119 99V97H120V95H119V97H118V94H116V93H114V94H111L110 95ZM129 93V92H128ZM174 94H175V90H174V92H173ZM176 93H177V91H176ZM180 93V92H179ZM204 93V92H203ZM8 94V93H7ZM21 94V93H20ZM79 94V93H78ZM124 94H125V92H124ZM199 94H202V93H199ZM214 94V93H213ZM18 95V94H17ZM23 95V94H22ZM30 95L29 96H27L28 98H30ZM81 95L82 94H80L79 96H78V98L80 99V97H81ZM93 95V94H92ZM92 95H90L91 97H94V96H92ZM102 95V94H101ZM127 95V94H126ZM8 96V95H7ZM111 96V97H110ZM205 96V95H204ZM13 97V96H12ZM17 97V96H16ZM24 97V96H23ZM23 97H20V98H23ZM34 97V98H35ZM83 97H84V94H83ZM122 97V96H121ZM124 97V96H123ZM9 98H10V96H9ZM27 98V99H28ZM85 98H87L86 97V95H85ZM126 98V97H125ZM13 100H14V97L12 98ZM84 99V98H83ZM94 99V98H93ZM112 99V100H111ZM9 100H11V98L9 99ZM13 100H12V102H13ZM17 100V99H16ZM21 100V99H20ZM19 100V101H20ZM26 100V99H25ZM24 100V103L26 102ZM32 100V99H31ZM34 100V99H33ZM84 100H86V99H84ZM91 100V99H90ZM117 100V101H116ZM15 101V100H14ZM18 101V103H20ZM94 101V100H93ZM121 101H123L122 100V98H121ZM34 102V101H33ZM81 102H83V101H81L80 100V103ZM91 102H92V100H91ZM98 102V101H97ZM146 102V101H145ZM149 102V101H148ZM165 102V101H164ZM23 103V102H22ZM93 103V102H92ZM94 103H96V102H94ZM99 103V102H98ZM103 101L101 102V105H102V107H103ZM143 103H144V101H143ZM142 103V104H143ZM151 103V102H150ZM166 103V102H165ZM169 103V102H168ZM85 104V103H84ZM149 104V103H148ZM188 104V103H187ZM186 104V105H187ZM15 105V104H14ZM19 105H22L21 103L19 104ZM25 106V108H26V105H27V102L24 104ZM95 105H97V104H95ZM98 105H100V104H98ZM144 105V104H143ZM166 105H167V103H166ZM217 105V104H216ZM28 106V105H27ZM31 107H32V104L30 105ZM83 106H85V105H83ZM17 107V106H16ZM110 107H108L109 109L108 110H111V108ZM129 107V106H128ZM183 107H185L184 105H183ZM182 107V108H183ZM23 108V107H22ZM39 108V109H38ZM42 108V110H40ZM84 108H86V107H83L82 108V105H81V109H79V111H81L82 109H84ZM107 108V107H106ZM37 109L39 110L37 113H38V115H37V113H35V111L34 110H36L37 111ZM87 109V108H86ZM93 109H97V107L96 108H93ZM148 109H152V105H150V106H148ZM160 109V108H159ZM162 109V108H161ZM160 109V110H161ZM179 109V108H178ZM43 110H45L44 112H43ZM90 110V109H89ZM89 110L88 111H86V112H88V118H90L89 116ZM92 110V109H91ZM90 110V111H91ZM147 110V109H146ZM165 110H167L166 108L163 110L164 112H166ZM180 110L181 109H179V113H180ZM34 111V112H33ZM40 111H42V113L40 112ZM84 111V110H83ZM82 111V112H83ZM93 111V110H92ZM91 111V112H92ZM112 111V110H111ZM157 111V110H156ZM168 111V110H167ZM85 112V111H84ZM95 112H97V111H95ZM155 112V111H154ZM181 112H182V110H181ZM110 113V112H109ZM112 113V112H111ZM161 113V112H160ZM23 114H22V117H23ZM92 114H93V112H92ZM137 114V113H136ZM181 114H183V113H181ZM26 115H28V117H26ZM87 115V114H86ZM113 115V114H112ZM138 115V114H137ZM93 116H95V115H93ZM158 116V115H157ZM21 117V118H22ZM47 118L46 119V122H45V119L44 118ZM84 117V118H83ZM101 117V116H100ZM126 117V116H125ZM125 117H123L124 119H125ZM135 117V116H134ZM21 118H20V122H22V120H21ZM95 118L96 119H98L99 117H96L95 116ZM122 118V117H121ZM136 118V117H135ZM148 118V117H147ZM185 119V118H184ZM26 120V121H27ZM129 120H130V118H129ZM144 120H146L145 118L143 119V121ZM74 122H75V120H73ZM72 121V122H73ZM96 121V120H95ZM94 121V122H95ZM99 121H100V118H99ZM121 122L122 124H121V126H120V124L118 123V122ZM140 121V120H139ZM147 121V120H146ZM164 121H165V119H164ZM25 122V121H24ZM78 122V121H77ZM148 122H149V120H148ZM159 122V121H158ZM187 122V121H186ZM217 122H219V121H217ZM23 123V122H22ZM76 123V122H75ZM101 123H99V124H101ZM141 123V122H140ZM143 123H145V122H143ZM142 123V124H143ZM147 123V122H146ZM183 123H185V122H182V124ZM214 123V122H213ZM186 124V123H185ZM184 124V125H185ZM210 124V123H209ZM219 124V123H218ZM93 125V124H92ZM130 125H132L131 123H130ZM145 125V124H144ZM159 125H162V124H159ZM158 125V127H160ZM176 125V124H175ZM183 125V126H184ZM187 125V124H186ZM214 125H216V126H218L217 124H214ZM213 125V126H214ZM98 126V125H97ZM115 126V125H114ZM127 126V125H126ZM146 126V125H145ZM19 127V126H18ZM94 127H96V126H94ZM144 127V126H143ZM104 128H105V126H104ZM117 128H115L116 130H117ZM130 128H132V127H130ZM218 128H219V126H218ZM127 129V128H126ZM126 129H125V131H126ZM128 129H129V126H128ZM133 129V131L134 130H136V129H134V128H132ZM132 129H131V131H132ZM144 130H146L147 131V129L148 128H143ZM19 130V129H18ZM18 130H17V132H18ZM19 130V131H20ZM101 131V135H100V137L98 136V131ZM117 130V132H119ZM121 130H122V128H121ZM166 132H167V130L166 129H164ZM106 131V130H105ZM105 131H104V133H105ZM122 131H124V130H122ZM128 131V130H127ZM145 131V132H146ZM17 132H15L14 133V135L15 134H17ZM135 132H137L138 133V131H134V133ZM149 132V131H148ZM19 133V132H18ZM120 133V132H119ZM127 133V132H126ZM140 133V132H139ZM152 132H149L147 135L148 136H151V135H149V134H151ZM170 133V132H169ZM123 134H125V133H123ZM143 134V133H142ZM141 133L140 134H138V135H142ZM154 134V133H153ZM121 135V134H120ZM119 135V136H120ZM128 135V134H127ZM126 135V136H127ZM137 135V134H136ZM136 135H135V137H136ZM16 136V135H15ZM14 136V137H15ZM17 136H19V138H20V136L21 135H17ZM105 137H106V134L104 135ZM125 136V137H126ZM129 137H130V134L128 135ZM144 136H145V134H144ZM147 136V137H148ZM124 137V138H125ZM128 137V138H129ZM138 137V136H137ZM146 137V136H145ZM154 137H155V135H154ZM153 137V138H154ZM16 138V137H15ZM14 138V139H15ZM5 139V138H4ZM13 138H12V140H14ZM102 139V138H101ZM121 139H123V138H121ZM130 139V138H129ZM137 138H135V141H138V139L136 140ZM145 139V138H144ZM8 139H6L5 141L6 142H9V140L7 141ZM11 140V139H10ZM17 141L19 140L18 138L16 139ZM16 140H14V141H12L13 143L15 142L16 144H17V142H16ZM21 140H19L20 142H21ZM104 139H102V141H103ZM126 140V139H125ZM157 140V139H156ZM162 140V139H161ZM124 140H122V142H123ZM129 141V140H128ZM144 141V140H143ZM151 142L153 141V140H150ZM159 141V140H158ZM163 141V140H162ZM162 141H159V142H162ZM4 142V141H3ZM11 142V143H12ZM24 142V143H23ZM121 142V143H122ZM125 142V141H124ZM130 142H131V140H130ZM129 142V143H130ZM134 142V141H133ZM13 143H12V145L10 146V147H13L14 145H13ZM14 143V144H15ZM105 143V142H104ZM132 143V142H131ZM136 144L137 143H139V142H135ZM142 143V142H141ZM153 143H157V142H154L153 141ZM153 143H151V146H153L152 144ZM3 144V143H2ZM5 144L6 143H4V147H5ZM8 144V143H7ZM15 144V145H16ZM41 144H43V143H41ZM128 144V143H127ZM158 144V143H157ZM8 145H10V143L8 144ZM7 145V146H8ZM104 144H102V146H103ZM135 144L133 143V146H134ZM140 145L141 144H138V146L140 147ZM160 145V144H159ZM161 145H164V144H162L161 143ZM21 146H23V145H21ZM33 146V147H34ZM121 146V144L118 146L120 149L122 148V147H120ZM127 146V145H126ZM129 146V145H128ZM150 146V145H149ZM151 146L150 147H147V148H151ZM227 146H228V144H227ZM2 148V151H4L3 149H5V148H3V146H1ZM9 147V149H12V148H10ZM16 147H17V149H18V151L21 149V147L19 146L18 147V144L16 145ZM16 147H14L13 149H16ZM36 147V146H35ZM44 147H45V145H44ZM54 147H52V148H54ZM103 147H105V146H103ZM132 147V146H131ZM137 147V146H136ZM142 147V146H141ZM140 147V148H141ZM20 148V149H19ZM36 148H39V146L37 145V147ZM36 148H34V150L36 149ZM40 148H42L41 147V145H40ZM51 148V149H52ZM114 148V147H113ZM133 148V150H134V147H132ZM131 148V149H132ZM230 148V147H229ZM0 149V150H1ZM32 149V147H30V151H32L31 150ZM101 149V148H100ZM112 149V148H111ZM124 149H127V148H125V145H124V148L122 149V152H124L123 150ZM155 149V148H154ZM6 152H9L10 150H8L7 149V147H6ZM38 150V149H37ZM46 150H48V149H46ZM54 150H56V151H54ZM102 150H103V153H104V150H105V148H102ZM133 150H131V151H133ZM147 150H149V149H145V151H147ZM152 150H153V148H152ZM228 150V149H227ZM230 150H232V149H230ZM26 151V150H25ZM28 151V150H27ZM26 151V153L28 154V152ZM66 151H68L67 152V154L65 153ZM127 152H128V149L126 150ZM130 151V152H131ZM137 151V150H136ZM139 151H142V150H139ZM150 151V150H149ZM38 152V151H37ZM106 152V151H105ZM1 153V152H0ZM4 153H5V151H4ZM20 152H18V154H19ZM23 153H25V152H23ZM23 153H21V154H23ZM30 154H31V152H29ZM107 153V152H106ZM114 154H116L115 153V151L113 152ZM149 153V152H148ZM155 153V152H154ZM2 154H3V152H2ZM34 154H36V150H35V153ZM33 154V155H34ZM39 154V153H38ZM72 154V153H71ZM105 154V153H104ZM123 154V153H122ZM151 155H152V152L150 153ZM5 154H3V156H4ZM26 155V154H25ZM32 155V156H33ZM40 155H41V152H40ZM124 155V154H123ZM5 156H7V155H5ZM24 156V155H23ZM27 156V155H26ZM70 156V155H69ZM111 156V155H110ZM114 156V155H113ZM150 156V155H149ZM1 157V156H0ZM18 157H21L20 155H18ZM28 157V156H27ZM26 157V158H27ZM38 157V156H37ZM37 157H35V155L32 157V161L33 162H35L36 160H38L37 159ZM40 157H42V156H40ZM43 157H45V156H43ZM59 157V158H60ZM71 157V156H70ZM73 157V156H72ZM107 157V156H106ZM115 157V156H114ZM154 157V156H153ZM3 158V157H2ZM1 158V159H2ZM10 158H12V157H10ZM22 158V157H21ZM57 158V157H56ZM116 158H118L117 157V155H116ZM122 158H124V157H122ZM0 159V160H1ZM8 159V158H7ZM13 160L15 159V158H12ZM12 159H10V160H12ZM23 159H25V158H23ZM45 159V158H44ZM54 159V158H53ZM58 159V158H57ZM61 159V158H60ZM110 159V158H109ZM126 159H127V157H126ZM190 159V158H189ZM12 160V161H13ZM26 160V159H25ZM119 160V159H118ZM2 161V160H1ZM7 161V160H6ZM6 161H5V163H6ZM42 163L44 162V161H46V160H42V158H41V160H40ZM56 161H59V160H55V162ZM111 161V160H110ZM114 161V160H113ZM123 161V160H122ZM124 161H125V159H124ZM123 161V162H124ZM158 161V160H157ZM160 162H161V160H159ZM163 161V160H162ZM190 161V160H189ZM193 161V160H192ZM198 161V160H197ZM32 162V163H33ZM46 162H48V161H46ZM64 162V163H65ZM69 162H71V160L69 161ZM75 162V161H74ZM78 162V161H77ZM115 162H116V160H115ZM115 162H114V164H115ZM57 163H59L60 164V162H56V164ZM63 163V162H62ZM80 163V162H79ZM79 163H78V165H79ZM89 163H90V161H89ZM105 163V162H104ZM104 163H102L103 165H104ZM113 162H109V164H112ZM117 163V162H116ZM129 163V162H128ZM10 164H13V163H10ZM36 164H38L37 162H36ZM55 164V165H56ZM66 164V163H65ZM75 164H76V162H75ZM81 164V163H80ZM99 165H100V163H98ZM101 164V165H102ZM124 164V163H123ZM123 164H121L119 167L117 166V168H119L118 169V173H120V174H122V177L123 178H125V177H128V175L126 176L125 174H124V166L125 165H123ZM130 164V163H129ZM143 164H144V162H142L141 163V165L143 166ZM157 164H159V162L157 163ZM157 164H155L156 166H157ZM171 164V163H170ZM31 165H34V164H31ZM39 165V164H38ZM37 165V166H38ZM44 165H46V164H44ZM43 165V166H44ZM61 166L63 165V166H69V163H67L66 165H64V164H60ZM74 165V164H73ZM90 165H91V163H90ZM95 165V164H94ZM102 165V167H104ZM107 165H108V163H107ZM126 165H127V160H126ZM135 165H137V163H135ZM35 166V165H34ZM47 166V165H46ZM62 166V167H63ZM74 166H76V165H74ZM82 166V165H81ZM85 166V165H84ZM89 166V165H88ZM87 166V167H88ZM96 166V165H95ZM130 166H132L131 164H130ZM145 166V165H144ZM143 166V167H144ZM218 166V165H217ZM9 167V166H8ZM41 167H42V165H41ZM45 167V166H44ZM49 167V166H48ZM62 167H61V169H62ZM86 167V166H85ZM108 167V166H107ZM111 167H115V165L114 166H111ZM126 167V166H125ZM168 167V169H169V166H167ZM68 169H67V171L69 170V167H67ZM90 168V167H89ZM149 168H150V165H149ZM160 168V167H159ZM166 168V167H165ZM0 169L3 171H5V169H3V168H1V165H0ZM45 169V168H44ZM65 169V168H64ZM71 169H72V171H76V169H74L72 166H71ZM74 169V170H73ZM104 169H105V167H104ZM191 169V168H190ZM48 170V168L46 167V171ZM90 170H91V168H90ZM109 170H110V168H109ZM112 170V169H111ZM114 170V169H113ZM9 171V170H8ZM49 171V170H48ZM48 171H47V173H48ZM66 171V172H67ZM71 171V170H70ZM83 171V170H82ZM85 171H87V170H85ZM100 172H101V170H99ZM95 172V170H94V172L95 173H99V174H101L100 172ZM106 171H108V169H106ZM127 171V170H126ZM164 171H166V172H168L167 171V168H166V170H164ZM195 171V170H194ZM88 172H89V169H88ZM91 172V171H90ZM93 172V173H94ZM109 172V171H108ZM114 172H115V170H114ZM128 172V171H127ZM165 172V173H166ZM45 173V172H44ZM46 173V174H47ZM49 173H50V171H49ZM70 173V172H69ZM73 173V172H72ZM92 173V172H91ZM163 173V172H162ZM169 173H171V172H169ZM194 173H196V172H194ZM8 174H9V172H8ZM58 173H56V175H57ZM66 174V173H65ZM89 174V173H88ZM113 174V173H112ZM116 174V173H115ZM158 173H156V175H157ZM160 174V173H159ZM197 174V173H196ZM195 174V175H196ZM55 175V174H54ZM69 175V174H68ZM73 175H75V173L74 174H72V179H74L73 177ZM119 175V174H118ZM133 175V174H132ZM140 175V174H139ZM178 175V174H177ZM47 176V175H46ZM51 176V175H50ZM70 176V175H69ZM98 176V175H97ZM100 176V175H99ZM115 176V175H114ZM131 176V175H130ZM179 176V175H178ZM66 177V176H65ZM71 177L70 178H68V177H66V179L65 178H63L65 181H68V179H70V183H71V181H72V186H74V183L75 184H77L76 182H74V181H76V180H71ZM117 177V176H116ZM136 177V176H135ZM158 177V176H157ZM162 177V176H161ZM168 177V176H167ZM199 177V176H198ZM49 178V177H48ZM68 178V179H67ZM119 177H117V179H118ZM120 178H121V176H120ZM130 178V177H129ZM159 178H160V176H159ZM165 178V176H163V180L166 182V180L164 179ZM56 179V178H55ZM63 179H61L60 178V180H61V182L63 183L64 182V180ZM122 179V178H121ZM148 179V178H147ZM154 179H155V177H154ZM168 179H169V177H168ZM189 179V178H188ZM187 179V180H188ZM190 179H192V178H190ZM194 179V178H193ZM198 179V178H197ZM215 179V178H214ZM60 180L58 181V182H60ZM97 180V179H96ZM95 180V181H96ZM99 180V179H98ZM120 180V179H119ZM133 180H134V178H133ZM132 180V181H133ZM173 180H176L177 181V178H174ZM180 180H183L182 178L180 179ZM203 180V179H202ZM206 180V179H205ZM94 181V182H95ZM158 181V180H157ZM168 181V180H167ZM190 181V180H189ZM194 181V180H193ZM195 181H196V176H195ZM198 181V180H197ZM214 181V180H213ZM216 181V180H215ZM57 182V181H56ZM57 182V183H58ZM59 183L57 186L58 187H60V188H63V187H61L62 186V183ZM74 182V183H73ZM97 182V181H96ZM101 182V181H100ZM123 182V184L124 183H126V182H124V181H122ZM127 182H129L128 180H127ZM133 182H135V181H133ZM138 182V181H137ZM147 182H149L148 184L150 185V180L149 181H147ZM154 182V181H153ZM172 182V181H171ZM179 182V181H178ZM188 182V181H187ZM201 182V181H200ZM66 182H64V184L63 185H66L65 184ZM70 183H69V185H70ZM139 183H140V181H139ZM155 183V182H154ZM153 183V184H154ZM161 183V182H160ZM182 183V182H181ZM190 183V182H189ZM189 183L187 184V185H189ZM194 183H196V182H194ZM221 183V182H220ZM61 184V185H60ZM90 184V183H89ZM102 184V183H101ZM122 184V183H121ZM138 184V183H137ZM144 184V183H143ZM156 184V183H155ZM171 184V183H170ZM193 184V183H192ZM217 184V183H216ZM86 186H87V183L85 184ZM90 185H93V184H90ZM90 185H88L87 186V188L85 189V193H86V198H88V197H94V198H98L99 197V195H97L96 196V194H97V191H95V193H93L94 191H93V188H92V186H90ZM125 186H127L128 184L126 183V184H124ZM140 185V184H139ZM142 185V184H141ZM157 185V184H156ZM181 185H183V183L181 184ZM199 185V184H198ZM71 185L70 186H68V188L70 189V187L72 188V189H74L73 187H72ZM124 186V187H125ZM129 186H131V184L129 185ZM132 186H134V185H132ZM146 186V185H145ZM152 186V185H151ZM194 186H195V184H194ZM200 186H201V184H200ZM203 186V185H202ZM57 187V188H58ZM83 187V186H82ZM66 188V187H65ZM65 188H64V190H60L59 188V191H65ZM80 187H77L76 189H79ZM84 188V187H83ZM130 188L131 187H129V192L131 191L132 192V190H130ZM149 188V187H148ZM167 189H168V187H166ZM165 188V190H167ZM194 188V187H193ZM197 187H195V189H196ZM203 188V187H202ZM207 188V187H206ZM57 189V190H58ZM125 189V188H124ZM134 189V188H133ZM141 189H142V187H141ZM169 189H171V188H169ZM186 189V187L184 188V190ZM188 189H189V186H188ZM201 188L199 187L198 188V190H200ZM204 189V188H203ZM236 189V188H235ZM75 190V189H74ZM83 189L81 188V191H82ZM174 190H177V189H174ZM190 190H192V187H190ZM194 190V189H193ZM202 190V189H201ZM80 191V189L77 191V192H75L76 193V195H77V193ZM81 191L79 192V193H81ZM93 191V192H92ZM126 191H128V190H126ZM125 191V192H126ZM153 191V190H152ZM162 190L161 189H159L158 188V191H156L157 193L158 192H161ZM186 191V190H185ZM184 191V192H185ZM196 191V190H195ZM208 191H210L209 189H208ZM67 192H69V191H67ZM82 192H84V191H82ZM149 192H150V189H149ZM166 192V191H165ZM175 193H176V191H174ZM201 192V191H200ZM206 192V191H205ZM74 193V194H75ZM153 193V192H152ZM151 193V194H152ZM236 193V192H235ZM74 194H70L69 193V196L71 195H74ZM82 194V193H81ZM127 194V193H126ZM129 194V193H128ZM150 194V193H149ZM156 194V193H155ZM161 194V193H160ZM177 195H178V193H176ZM201 194V193H200ZM76 195H74L75 196V199L79 196V195H77V197H76ZM83 195H84V193H83ZM90 195V196H89ZM131 195V194H130ZM154 195V194H153ZM206 195H208V194H206ZM214 195V194H213ZM73 196V197H74ZM85 196V195H84ZM129 196V195H128ZM152 196V195H151ZM251 196V195H250ZM73 197H72V199H73ZM80 197V196H79ZM91 197H90V199H91ZM92 197V198H93ZM147 197V196H146ZM145 197V198H146ZM155 198V197H154ZM78 199V198H77ZM161 199H162V197H161ZM99 200H101V199H99ZM165 200V199H164ZM173 200V199H172ZM207 200H208V197H207ZM74 201V200H73ZM91 201H93V200H91ZM97 201V200H96ZM104 201V200H103ZM170 201V200H169ZM168 201V202H169ZM181 201H183V199H181ZM181 201H179L180 203H181ZM261 201V200H260ZM263 201V200H262ZM76 202V201H75ZM87 202L89 203V201L87 200ZM146 202V201H145ZM183 202H185V200L183 201ZM102 203V202H101ZM186 203H188V202H185V203H183V204H186ZM203 203V202H202ZM205 203V202H204ZM219 203V202H218ZM263 203V202H262ZM95 204V203H94ZM99 205H102V204H100V202L98 203ZM167 204V203H166ZM88 205V204H87ZM97 205V204H96ZM160 205H162V204H160ZM197 205H198V203H197ZM148 206V205H147ZM204 206H206V205H204ZM140 207V206H139ZM164 207V206H163ZM108 208H109V206H108ZM147 208V207H146ZM207 208V207H206ZM150 209H151V207H150ZM154 209V208H153ZM149 210V209H148ZM183 210V209H182ZM159 211V210H158ZM181 211V210H180ZM150 212V211H149ZM186 212V211H185ZM209 212V211H208ZM161 213H162V211H161ZM194 213H195V211H194ZM120 215V214H119ZM122 215V214H121ZM159 215V214H158ZM181 215V214H180ZM188 215H191V214H189L188 213ZM194 216V215H193ZM138 217V216H137ZM152 217V216H151ZM155 217V216H154ZM121 218H119V220H120ZM135 219V218H134ZM137 219V218H136ZM139 219V218H138ZM137 219V220H138ZM146 219V218H145ZM151 219V218H150ZM155 219V218H154ZM197 219V218H196ZM143 220V219H142ZM156 220V219H155ZM158 220H160V219H157L156 221H158ZM123 221H125L124 220V217H123ZM144 221V220H143ZM120 222V221H119ZM121 222H122V220H121ZM145 222V221H144ZM143 222V223H144ZM152 223H153V220L151 221ZM158 222H160V221H158ZM124 223V222H123ZM123 223H120V224H122L123 225ZM150 223V222H149ZM125 224H127V222L125 221ZM129 224V223H128ZM127 224V225H128ZM149 226H150V224H149ZM229 227V226H228ZM145 233V232H144ZM147 233V232H146ZM145 233V234H146ZM167 237V236H166ZM149 238V237H148ZM169 238V237H168ZM145 239V238H144ZM170 239V238H169ZM176 240V239H175ZM144 241V240H143ZM146 242V241H145ZM177 242V241H176ZM151 243V242H150ZM168 243V242H167ZM142 244V243H141ZM140 244V245H141ZM144 246V243H143V245H142V247ZM149 246V245H148ZM146 248V247H145ZM178 248V247H177ZM176 248V249H177ZM183 250V249H182Z\"/></svg>",
  "mask_w": 264,
  "mask_h": 264
}]
</instances>
